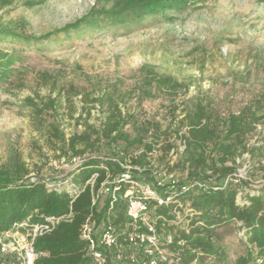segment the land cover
<instances>
[{"label":"trees","instance_id":"trees-1","mask_svg":"<svg viewBox=\"0 0 264 264\" xmlns=\"http://www.w3.org/2000/svg\"><path fill=\"white\" fill-rule=\"evenodd\" d=\"M46 1L28 0L25 6L32 8ZM204 1L117 0L110 9H92L75 23L39 37L27 35L24 22L15 23L13 28L0 26V43L34 48L60 38L68 40L72 35H83V31L91 32L100 24L128 28L135 20L139 22L146 17L172 22L176 19L174 17ZM9 5L11 0H0V9ZM21 61L22 56L18 53L0 52V89L11 83V77L25 75L12 68L14 63ZM36 75L38 82L49 86L50 92L46 98H40L38 105H33V117L36 119L50 113L53 119L47 127V139L57 147L59 158L79 157L83 162L61 179L29 176L17 160L11 168H0V232L10 229L14 223L34 212H37V216L33 221L40 216L66 214L72 200L66 185L73 184L77 189H82L92 174H97V178L92 187L85 185L73 199L71 222L62 223L50 234L36 239L35 251L43 255L35 264H92L86 243L80 239V228L87 218L94 221L96 229L107 223L112 224L117 231L118 242L125 249L135 251L137 256L141 254L140 250L124 241L126 233L131 230L122 199L125 186L121 185L116 200L110 206L111 192L119 175L127 171L126 166L130 167L132 179L151 185L161 198L174 197L176 201V204L164 206H155L152 202L148 204L157 232L170 254L171 264L224 263L225 253L218 230L230 223L238 225L243 234L241 240L246 244L245 254L235 264H264V185L250 190V180H247L224 186L225 179L239 166L236 159L243 154H250L254 159L250 170L259 172L264 179V141L258 147L247 146L256 126L264 121V93L251 98L236 113L220 112L209 108L208 103L196 100L184 121L181 120L182 125L187 127L186 132L179 135L178 129L173 130L174 140L182 141L184 149L178 160L167 168L169 173L178 169L185 175L183 178L165 180L161 173L155 171L149 156L159 144V151L162 154L167 152L170 146L166 135L169 126L161 130L159 122L140 121L123 114L118 98L103 93L100 87L96 89V98L87 100V95L72 84H59L49 73ZM152 81L159 87L168 83L156 77ZM173 87L180 86L176 84ZM78 96L82 102L79 115L85 111L89 113L91 108L86 107L88 104H96L103 120L97 128L84 124V131L79 136L65 138L60 128V111L66 109L72 118L75 110L73 99ZM126 126L130 132L124 131ZM77 145H83L81 151L76 149ZM103 183L107 193L98 195L92 205V198L98 194ZM239 195L242 202L237 201ZM178 205L181 207L177 208ZM184 207L190 209L193 215L189 223L182 227L174 212L182 211ZM168 235L169 242L166 239ZM181 242L182 246L179 245ZM99 250L106 257V264H123L115 259L112 251ZM210 258L213 260L205 261Z\"/></svg>","mask_w":264,"mask_h":264},{"label":"rangeland","instance_id":"rangeland-1","mask_svg":"<svg viewBox=\"0 0 264 264\" xmlns=\"http://www.w3.org/2000/svg\"><path fill=\"white\" fill-rule=\"evenodd\" d=\"M27 1L11 0V5L0 9V26L13 28L15 23L24 22L25 33L39 37L75 23L92 9H110L117 0H47L32 8L25 6ZM174 18L167 22L146 17L128 28L100 24L91 32L81 31L83 35L34 48L0 43V52L22 56L12 68L25 73L11 77V83L0 89V168H11L17 160L31 176L61 179L69 172L70 167L62 169L59 165L67 158H59L57 147L47 139L52 115L33 117V105L50 92L36 74L49 73L59 84L77 87L87 100L96 98L100 87L103 93L118 98L123 114L159 122L161 130L169 126L167 152L162 154L159 144L149 158L165 180L183 178L185 173L178 169L169 173L167 168L184 149L182 141L174 140L173 130L178 129L179 135L186 132L181 120L195 101L208 103L209 108L220 112L236 113L251 98L264 93V0H205ZM153 77L168 83L159 87ZM176 84L180 87H173ZM80 96L73 99L72 118L66 109L60 111L65 138L79 136L84 124L97 128L103 120L96 104H88L89 113L79 115ZM124 131L130 132V128L126 126ZM263 141L264 121L256 126L247 146L258 147ZM82 147L77 145L76 149L81 151ZM246 160L252 166L250 154H243L236 162L240 165ZM246 176L250 190L264 185L259 172L249 170ZM237 201H243L240 195ZM172 203L176 204L174 197ZM174 213L182 227L192 216L187 207ZM218 234L225 262L217 264H235L246 250L242 232L237 224L230 223Z\"/></svg>","mask_w":264,"mask_h":264},{"label":"built area","instance_id":"built-area-1","mask_svg":"<svg viewBox=\"0 0 264 264\" xmlns=\"http://www.w3.org/2000/svg\"><path fill=\"white\" fill-rule=\"evenodd\" d=\"M59 162L60 168L70 167L69 171H73L80 167L83 159L73 157L61 159ZM124 168L127 171L119 175L111 192L110 206L116 200V193L120 190L121 185L125 186L122 199L125 202V215L131 230L126 233L124 241L136 250H140L141 254L137 256L135 251L131 252L125 249L118 242V234L112 224L107 223L96 229L94 221L87 218L80 228V239L86 243L87 253L92 259V264H106V257L99 248L112 251L115 259L123 262V264H171L170 254L157 232L155 218L150 216L151 211L148 209V204L152 202L155 206L168 205L172 203V197L161 198L151 185L132 179L129 166ZM249 170L250 164L246 160L225 179L224 186L227 184L237 185L242 181H247L246 175ZM96 178L97 174H92L85 181L84 186L92 187ZM66 188L72 194V200L66 214L40 216L38 220L33 221V218L37 216V212H34L24 220L14 223L10 229L0 232V264H35L36 260L43 255L35 251L36 239L50 234L62 223L71 222V203L82 191L81 188V190L77 189L73 184H67ZM52 190L58 191L54 188ZM105 193L107 190L105 183H103L98 194L92 198V205L98 199V195ZM190 215H193L191 211ZM179 245L182 246L183 243L181 242Z\"/></svg>","mask_w":264,"mask_h":264}]
</instances>
